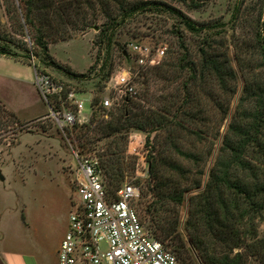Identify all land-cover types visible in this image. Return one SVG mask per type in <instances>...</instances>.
I'll list each match as a JSON object with an SVG mask.
<instances>
[{
    "label": "rangeland",
    "instance_id": "obj_1",
    "mask_svg": "<svg viewBox=\"0 0 264 264\" xmlns=\"http://www.w3.org/2000/svg\"><path fill=\"white\" fill-rule=\"evenodd\" d=\"M94 1L95 11L87 8L85 12L89 16L87 20L97 14V26L100 27L107 19L105 7L98 0ZM134 1L127 0L130 3ZM145 1H157L173 7L195 21L198 27L203 28L202 31L188 29L181 24L178 14L165 7L148 11L128 20V24L116 31L115 42L119 45H114L112 51L110 63L113 67L110 76L104 78L105 75H91V79L79 84L55 67H45L40 59H35L39 67L45 68L53 78L86 93L80 94L85 100L84 116L92 115V99L101 100L103 95L109 94L117 98L110 111L100 107L95 110L90 121L77 123L64 130L58 128L47 117L49 104L38 89L37 92L35 90L34 67L0 56V223L10 221L11 225L6 227L9 232L24 225V222L31 228V238L37 234L52 243V240L65 236L71 212L75 210L72 205L75 193L72 149L101 161L104 179L111 189L127 182L138 184L141 196L133 204L142 221L153 230L156 226L170 229L179 220V232L185 242H189L191 235L186 227L193 210L191 197L204 189L211 169L217 168L215 165L219 161L225 163L230 180L249 186L258 182L264 184V159L261 156L249 149V153L244 156L249 163L244 169L237 162H231V155L224 151V145L228 143L226 141L237 138L230 129L231 124L246 117L247 121L248 116L257 109L264 111V53L260 37L264 22V0ZM10 19L4 0H0V33L9 37L16 45L15 52L23 56L24 51L17 44L22 49L27 48L30 46L29 37L24 45L26 37L12 34L13 21ZM18 25L15 19L16 33L20 32ZM68 26L71 28V25ZM99 37L100 30L95 28L78 31L72 40L51 43L50 52L59 63L70 66L76 72L86 73L99 58V45L96 43ZM137 42L149 45L154 52L163 48V58L159 63H148L139 68L131 54L128 56L130 60L121 55L120 46L129 44V49L130 44ZM203 49L214 53L220 66L219 72L212 71L207 77L202 76L206 72L202 69ZM105 56L104 51L100 64L94 70L96 74ZM173 57L185 58L189 64L181 61L180 64L175 63L170 71H165L162 61H170ZM129 66L138 69L139 73L134 80L135 94L126 98L116 94L113 86L114 77L116 80L117 74ZM189 69L197 70L196 78L192 77ZM186 94L195 97L192 106H188L193 112L191 118L184 116L177 108L182 105ZM52 105L55 104L52 102ZM166 108L172 113L165 112ZM123 115L130 118L145 116L147 119H162L168 127L154 132L151 131L152 126L144 130L125 128L105 138L102 130L108 121L113 119L118 125L117 120L121 116L123 118ZM79 135L85 137L79 139ZM148 137L151 147L146 145ZM152 147L153 156L160 165V177L169 179L170 184L165 186L164 191L171 194L187 190L181 206L166 198L168 202L165 208L169 211L164 212L162 209L160 216L157 219L154 217V226L150 221L153 213L147 211L148 207L153 209V205L158 204L152 187L147 188L151 180L148 157ZM183 154L195 157L186 158ZM174 162L186 170V176L168 166ZM112 164L116 168H112ZM224 170L220 169L221 172ZM200 184L201 187L197 188ZM221 194L230 200L236 198L233 189H213V196L217 197L214 198L213 206L220 207L216 200ZM220 216L222 218L224 212ZM241 220L238 223L241 230H254L257 232V240L264 239V209ZM4 236L5 231L0 227V239ZM214 241L212 246L218 255L223 248ZM168 242H171L169 238L165 244L168 245ZM250 242L247 240L235 249L231 257L241 253L248 257L244 264H260L261 261L256 257L248 255L246 245ZM170 248L173 250V245ZM210 248L207 250L211 253ZM189 259L187 263L191 261ZM190 264H193L192 261Z\"/></svg>",
    "mask_w": 264,
    "mask_h": 264
},
{
    "label": "trees",
    "instance_id": "obj_2",
    "mask_svg": "<svg viewBox=\"0 0 264 264\" xmlns=\"http://www.w3.org/2000/svg\"><path fill=\"white\" fill-rule=\"evenodd\" d=\"M98 1L105 7L104 13L107 18L106 22L100 27L97 26V14H95L93 19L87 20L89 16L85 12V9L87 8L94 10V0H4L6 13L9 18H11L10 20L13 21V24L11 23V28L13 30L12 34L26 37L23 42L24 45L27 44L26 39L29 37L30 46L22 49L20 44H17L18 48L24 51V55L17 54L14 50L16 47L15 43L8 39V36V38H6L4 33H0V56L34 67L37 72L51 75L45 68L41 69L39 67L35 61V59L38 58L45 67L53 66L79 84L84 80L91 79V75H95V77L105 75L104 78L110 76L113 67L112 62L110 63L112 51L114 45H119L118 42H115L116 31L128 24V20H133L148 11H155V9L165 7L176 15L178 14L177 16L181 19V24L185 25L188 29L196 32H200L203 29L201 26L198 27L195 21L178 12V10L161 2L145 0H135L132 3L127 2V0ZM114 5H117V7H114ZM15 19L19 23V33H16L14 26ZM68 25H71V28H69ZM89 28H98V30H100V37L98 38V42H96L99 45V58L96 63L91 65L86 73H79L74 71L70 66L56 61L50 52V44L53 42L72 40L73 35L76 32H84ZM178 34H180V31ZM260 37L264 53V22L262 24ZM128 45L129 44L120 45L122 48L121 55L126 59L129 58L128 53H130V48H127ZM104 51L106 56L100 65L99 72L96 74L94 70L100 64L99 60ZM202 52V61L204 63L202 69L206 71L202 73V76L207 77V74L212 71L214 73L219 72L220 66L215 59L214 53L204 49ZM181 61H185L189 64V61L185 60V58L179 59V57H173L170 61L164 59L161 65L165 68V71H170L175 63L180 64ZM189 70L191 71L192 77L196 78L195 73H197V70ZM94 72L95 74H93ZM232 75L235 77L234 73H232ZM194 100V95L192 97V95L186 94L182 105L177 107L178 111L184 116L189 118L193 117V112L188 106H192ZM94 101L97 106L100 100ZM99 108L100 107L97 109ZM261 110L262 109L255 110L250 117L248 116L247 121L245 120L247 117L245 118V115L243 114L242 116L245 119L233 122L230 129L235 132L237 138L236 140H227L226 142L228 143L224 145V151L231 155V162H237L244 169L247 168L246 165L249 163L244 159L246 153H249V149H252L256 155L261 156V158L264 159V138L262 137L264 136V111ZM170 111L169 108H166L165 112L169 113ZM12 115H15V113L12 112ZM157 115L161 116L159 113H157ZM249 118H251V120H249ZM242 120L243 122H241ZM117 121L118 125L114 123L113 119L108 121L105 125L102 130L105 138L111 137L125 128L137 127L144 130L146 127L152 126L151 131L154 132L156 129H164L168 127L165 120L155 118L147 119L145 116L130 118L127 115H123V118L121 116ZM84 137L85 136L83 135H79V139ZM150 143V138L148 137L146 145L151 147ZM152 150L153 147L150 150L148 157L151 182H148L147 188L149 189L152 187L151 190L152 192L154 191L153 196L157 197V203H160V205H153V209H149V207L147 208V211L150 214L153 213L150 221L154 226V219H157V217L160 216V211L162 209L164 212L169 211L165 208V205H167L168 202L166 201V198L170 199H168L169 202L181 206L184 202V194L187 190L182 192L175 191L171 194H167V190L164 191L165 186L170 184L168 183L169 179L160 177L158 171L160 165L158 166L156 158L153 156L154 151ZM183 156L186 158L195 157L192 154H183ZM222 162L223 161H219L217 165H215L217 168L211 169L209 181L206 183L204 189L191 197L193 210L186 223V227L191 231L189 240L191 245L189 242H185L179 232V220H176L170 229H164L163 226H159V228H157V226L153 227V232L157 238L163 242L168 238L171 240V242H168V245L170 247L173 245V250L177 254L181 264H190L191 261L193 264L194 262L195 264H244L248 258L247 256L237 253L235 256L231 257V254L235 249H238L241 245L245 244L247 240H251V242L246 245L248 247V255L256 257L261 263L264 262V239L257 240V232H254V230L253 232L244 231L241 230L240 226L238 227V223L242 222L241 219L252 213L256 214L262 212L264 209V197H262L264 193V184L261 185L258 182L253 186H249L230 180L229 172L225 168V163ZM168 166L173 171H179L186 176V170L179 164L174 162ZM112 168H116V166H113L112 164ZM220 169L225 170L224 172H221ZM200 187L201 184L198 185L197 188ZM221 187H226L229 190L233 189L236 198L230 200L225 198L223 196L224 194H221L218 196V200H216L220 207H215L213 206V203L217 197L213 196V189ZM221 212H224L222 218L220 216ZM238 219L240 222H236ZM214 239H216V242ZM252 239L256 240L252 241ZM212 241H214L216 245H221L223 248L220 254L217 255L215 252L214 247L212 246ZM210 246L212 247L210 248ZM206 247L210 248L213 253H210ZM182 255H187L189 257L185 258L182 257ZM189 258H191V261L187 263Z\"/></svg>",
    "mask_w": 264,
    "mask_h": 264
},
{
    "label": "built area",
    "instance_id": "obj_3",
    "mask_svg": "<svg viewBox=\"0 0 264 264\" xmlns=\"http://www.w3.org/2000/svg\"><path fill=\"white\" fill-rule=\"evenodd\" d=\"M130 49L128 54L139 68L159 63L165 54L163 48L154 52L149 45L139 42L130 44ZM138 73V69L129 66L115 75L116 94L126 98L134 95ZM35 83L49 104L47 117L61 130L87 122L98 107L110 111L117 100L112 94L103 95L96 106L94 99H89L92 115L87 117L83 115L85 100L80 97L85 95L83 92L43 72L36 71ZM71 156L75 171L72 200L75 210L60 243L58 264H181L177 254L156 237L134 207L133 202L141 196L138 184L127 182L111 189L97 157L75 149Z\"/></svg>",
    "mask_w": 264,
    "mask_h": 264
},
{
    "label": "crops",
    "instance_id": "obj_4",
    "mask_svg": "<svg viewBox=\"0 0 264 264\" xmlns=\"http://www.w3.org/2000/svg\"><path fill=\"white\" fill-rule=\"evenodd\" d=\"M34 72H36L35 68ZM64 81L72 83L70 80L64 79ZM34 86L36 87L35 90L38 89L35 83V78ZM1 223L0 227H3L5 236L0 239V264H58V251L63 237H60L55 241L52 240L51 243V240L47 242L45 238L38 236L37 234L35 237L33 236L34 238L29 237L32 236L30 234L32 231L27 223L23 222L24 225L20 227L18 226L17 229H12L10 232L6 228L11 225L9 224L10 221ZM27 227L29 228L27 229Z\"/></svg>",
    "mask_w": 264,
    "mask_h": 264
},
{
    "label": "water",
    "instance_id": "obj_5",
    "mask_svg": "<svg viewBox=\"0 0 264 264\" xmlns=\"http://www.w3.org/2000/svg\"><path fill=\"white\" fill-rule=\"evenodd\" d=\"M96 30H98V28H95ZM189 244H190V242H189ZM191 245V244H190Z\"/></svg>",
    "mask_w": 264,
    "mask_h": 264
}]
</instances>
